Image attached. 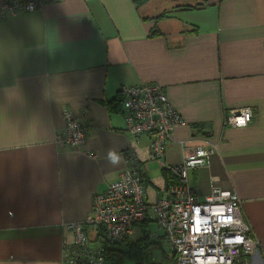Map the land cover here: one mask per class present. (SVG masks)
I'll return each mask as SVG.
<instances>
[{
    "label": "crops",
    "instance_id": "1",
    "mask_svg": "<svg viewBox=\"0 0 264 264\" xmlns=\"http://www.w3.org/2000/svg\"><path fill=\"white\" fill-rule=\"evenodd\" d=\"M138 82L159 84L182 115L167 163L181 161L180 141L215 146L188 183L199 197L214 185L239 195L258 242L249 264H264V0H49L0 17V264H78L63 259L73 237L62 223L89 217L126 149L147 162L149 202L174 182L150 137L125 128L117 87ZM245 105V126L223 121ZM63 108L84 127L75 148L54 140ZM150 239V256L169 261L160 235Z\"/></svg>",
    "mask_w": 264,
    "mask_h": 264
},
{
    "label": "built area",
    "instance_id": "2",
    "mask_svg": "<svg viewBox=\"0 0 264 264\" xmlns=\"http://www.w3.org/2000/svg\"><path fill=\"white\" fill-rule=\"evenodd\" d=\"M45 1L49 0H0V17L33 11ZM117 89L125 128L134 137H150L151 157L175 179L149 202L144 194L147 162L134 150L126 149L124 168L101 192L93 194L89 217L62 223L73 237L62 245L65 262L102 264L104 246L128 239L135 225L149 218L155 224L148 231L149 236L160 235L163 246L170 251L169 261L162 264H249L258 242L241 217L239 195L214 185L204 197H199L187 180V171L204 164L215 146L210 142L183 145L180 141L181 161L167 163L163 159L165 143L183 119L167 99L164 88L138 82L121 83ZM61 112L65 122L54 140L75 148L84 141L80 116L68 108ZM252 115L253 109L245 105L229 109L223 121L232 127L245 126ZM86 225L96 227L95 242L88 237Z\"/></svg>",
    "mask_w": 264,
    "mask_h": 264
},
{
    "label": "trees",
    "instance_id": "3",
    "mask_svg": "<svg viewBox=\"0 0 264 264\" xmlns=\"http://www.w3.org/2000/svg\"><path fill=\"white\" fill-rule=\"evenodd\" d=\"M135 1L142 2L143 0ZM148 221L149 220L146 218L139 221V237L135 239L128 238L123 240L122 242H124V244L121 247L119 246V244H121L122 242L117 243L114 246H104V261L102 264H124V261L126 259L132 260L135 264H142L143 262H145V260H148V257H150L149 248L153 242V239L151 240L148 234ZM95 236V238L98 237L97 235Z\"/></svg>",
    "mask_w": 264,
    "mask_h": 264
},
{
    "label": "rangeland",
    "instance_id": "4",
    "mask_svg": "<svg viewBox=\"0 0 264 264\" xmlns=\"http://www.w3.org/2000/svg\"><path fill=\"white\" fill-rule=\"evenodd\" d=\"M140 228V226L135 225V228L133 229V231L129 234L130 235V239L134 238L137 236V231L138 229ZM158 234H159V231H158ZM253 235V234H252ZM161 237V236H160ZM162 238V237H161ZM162 240V239H161ZM124 244V242H122L121 244H119V246L121 247L122 245ZM149 251H151V246L149 248ZM149 253V252H148ZM147 253V255H148ZM151 255V254H150ZM149 259L148 260H145V262H143L144 264H161V261L160 260V250L159 248H154L153 249V253H152V256L148 257ZM142 263V264H143ZM124 264H135L132 260H125L124 261Z\"/></svg>",
    "mask_w": 264,
    "mask_h": 264
},
{
    "label": "clouds",
    "instance_id": "5",
    "mask_svg": "<svg viewBox=\"0 0 264 264\" xmlns=\"http://www.w3.org/2000/svg\"><path fill=\"white\" fill-rule=\"evenodd\" d=\"M109 159L112 163L118 162V158L113 153H109Z\"/></svg>",
    "mask_w": 264,
    "mask_h": 264
}]
</instances>
